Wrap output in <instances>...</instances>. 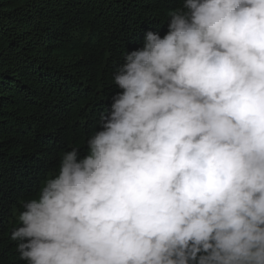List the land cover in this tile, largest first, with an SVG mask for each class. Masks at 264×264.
Here are the masks:
<instances>
[{
  "label": "clouds",
  "instance_id": "9594fccd",
  "mask_svg": "<svg viewBox=\"0 0 264 264\" xmlns=\"http://www.w3.org/2000/svg\"><path fill=\"white\" fill-rule=\"evenodd\" d=\"M11 231L25 264H264V0H182Z\"/></svg>",
  "mask_w": 264,
  "mask_h": 264
},
{
  "label": "trees",
  "instance_id": "16d2710c",
  "mask_svg": "<svg viewBox=\"0 0 264 264\" xmlns=\"http://www.w3.org/2000/svg\"><path fill=\"white\" fill-rule=\"evenodd\" d=\"M182 0H0V264H25L10 240L22 199L59 153L80 146L122 91L124 50L163 37Z\"/></svg>",
  "mask_w": 264,
  "mask_h": 264
}]
</instances>
